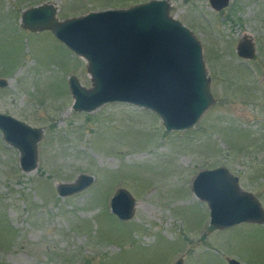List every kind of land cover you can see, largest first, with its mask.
Returning a JSON list of instances; mask_svg holds the SVG:
<instances>
[{
	"label": "rangeland",
	"instance_id": "obj_1",
	"mask_svg": "<svg viewBox=\"0 0 264 264\" xmlns=\"http://www.w3.org/2000/svg\"><path fill=\"white\" fill-rule=\"evenodd\" d=\"M151 0H0V114L43 131L37 168L0 132V264H264V225L218 230L193 192L197 175L225 167L264 209V0H167L170 15L203 47L213 106L189 130L167 131L153 111L127 103L75 112L69 79L93 87L85 59L51 31L33 33L22 14L53 5L59 20L129 9ZM251 40L252 60L239 57ZM81 175L93 185L60 197ZM118 189L134 217L113 215Z\"/></svg>",
	"mask_w": 264,
	"mask_h": 264
},
{
	"label": "water",
	"instance_id": "obj_2",
	"mask_svg": "<svg viewBox=\"0 0 264 264\" xmlns=\"http://www.w3.org/2000/svg\"><path fill=\"white\" fill-rule=\"evenodd\" d=\"M221 12L231 0H209ZM167 0H151L129 9L91 12L59 20L58 9L43 5L22 14V26L33 33L51 31L76 56L85 59L93 87L73 76L69 87L75 112L91 113L106 104L127 103L155 112L167 131L192 129L215 103L202 44L170 15ZM239 57L252 60L256 49L246 38L237 47ZM9 81L0 79V89ZM3 139L20 153L24 172L37 168L38 143L43 131L9 115L0 114ZM94 179L81 175L75 184H62L60 197L79 194ZM193 192L208 204L210 225L218 230L241 223L264 225V209L254 195L243 191L239 178L225 167L201 171ZM136 201L125 189L111 200L112 213L121 221L133 219ZM175 264H183L179 259ZM229 264H240L229 260Z\"/></svg>",
	"mask_w": 264,
	"mask_h": 264
}]
</instances>
